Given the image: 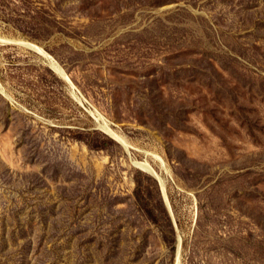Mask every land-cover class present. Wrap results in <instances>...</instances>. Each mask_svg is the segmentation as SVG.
<instances>
[{
	"label": "rangeland",
	"instance_id": "obj_1",
	"mask_svg": "<svg viewBox=\"0 0 264 264\" xmlns=\"http://www.w3.org/2000/svg\"><path fill=\"white\" fill-rule=\"evenodd\" d=\"M0 264H264V0H0Z\"/></svg>",
	"mask_w": 264,
	"mask_h": 264
},
{
	"label": "bare ground",
	"instance_id": "obj_2",
	"mask_svg": "<svg viewBox=\"0 0 264 264\" xmlns=\"http://www.w3.org/2000/svg\"><path fill=\"white\" fill-rule=\"evenodd\" d=\"M26 45H28L30 48H32L33 50L37 51L38 53L44 55L47 57V59L49 60V63H50V66L51 68L60 76L62 77L63 79L66 80V82L68 84H70L72 87H74L73 85V82L69 76V74L66 72V69L55 59L53 58L43 47L37 45V44H34V43H26ZM77 102L84 106L82 100H78L77 99ZM92 113V115L95 117L96 121L99 123V127L100 129L106 133L107 135H109L111 138H113L114 140L118 141L119 143L123 144L126 148V150L128 151V146L125 142V140L121 137V135H119L116 131H114L112 128H110L106 123L105 124H102L100 122L101 118H98L96 116L95 113H93L92 111H90ZM129 152V151H128ZM134 165L143 170L144 172L146 173H149L153 176H157L155 170L151 167V165L148 163V162H143V161H134L133 162ZM161 184H162V187H163V190H164V185H163V182L161 180ZM165 193V192H164ZM165 195V194H164ZM165 197H167L165 195ZM179 246V245H178Z\"/></svg>",
	"mask_w": 264,
	"mask_h": 264
},
{
	"label": "crops",
	"instance_id": "obj_3",
	"mask_svg": "<svg viewBox=\"0 0 264 264\" xmlns=\"http://www.w3.org/2000/svg\"><path fill=\"white\" fill-rule=\"evenodd\" d=\"M65 80V79H64ZM66 81V80H65ZM85 108V106H83Z\"/></svg>",
	"mask_w": 264,
	"mask_h": 264
},
{
	"label": "water",
	"instance_id": "obj_4",
	"mask_svg": "<svg viewBox=\"0 0 264 264\" xmlns=\"http://www.w3.org/2000/svg\"><path fill=\"white\" fill-rule=\"evenodd\" d=\"M46 61V60H45ZM47 62V61H46Z\"/></svg>",
	"mask_w": 264,
	"mask_h": 264
}]
</instances>
